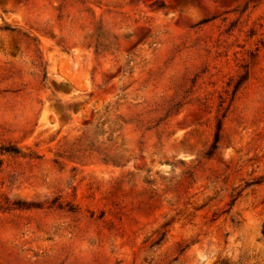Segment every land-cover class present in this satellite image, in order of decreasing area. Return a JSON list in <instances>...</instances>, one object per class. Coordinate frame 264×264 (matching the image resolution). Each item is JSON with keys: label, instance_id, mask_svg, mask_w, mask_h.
<instances>
[{"label": "rangeland", "instance_id": "rangeland-1", "mask_svg": "<svg viewBox=\"0 0 264 264\" xmlns=\"http://www.w3.org/2000/svg\"><path fill=\"white\" fill-rule=\"evenodd\" d=\"M0 264H264V0H0Z\"/></svg>", "mask_w": 264, "mask_h": 264}, {"label": "trees", "instance_id": "trees-1", "mask_svg": "<svg viewBox=\"0 0 264 264\" xmlns=\"http://www.w3.org/2000/svg\"><path fill=\"white\" fill-rule=\"evenodd\" d=\"M160 5H163V3H159Z\"/></svg>", "mask_w": 264, "mask_h": 264}]
</instances>
